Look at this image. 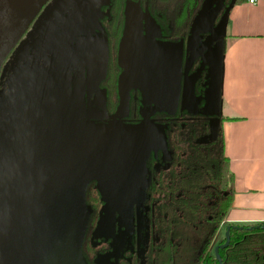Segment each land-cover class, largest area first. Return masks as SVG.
I'll return each mask as SVG.
<instances>
[{
    "label": "rangeland",
    "instance_id": "374dc122",
    "mask_svg": "<svg viewBox=\"0 0 264 264\" xmlns=\"http://www.w3.org/2000/svg\"><path fill=\"white\" fill-rule=\"evenodd\" d=\"M98 1L100 0H82L77 8L80 12L94 10L95 13H100L97 10ZM214 2L215 0H203L195 17L198 20L197 27L201 25V30L197 37L194 35L193 38L187 39L185 60L183 42L179 40L169 43L173 75L178 78L177 81H173L169 94L162 96L142 91L135 112L127 105L125 108L118 105L114 111H108L105 106V90L98 82L103 74L106 59V41L103 34L94 32L79 41L81 47L84 42H90L100 49V61L97 64L99 67L91 69L93 76L88 79L84 97V87L80 84L84 78V66L80 68L82 62L76 56V50H70L67 59L64 57V51H67L66 38L57 32L59 70L57 69V73L52 77L53 112L44 132L32 148L19 156L22 159L34 158L58 144L67 149L69 171L75 180L71 189L81 201V226L74 248L70 254L59 258L56 264H118L119 259H125L136 248L137 252H140L141 264L152 263L149 258L147 260V257L142 255L149 244L150 226L147 219L150 214L146 211L149 203L144 197L147 181L146 162L152 153L154 167L158 169L166 167L170 159V153L166 148L164 123L155 120L153 116L174 113L179 107L196 116L218 113L219 89L216 83L208 85V66L203 64L205 53L207 52L208 59L213 61V56L220 47L218 44L215 45L219 38L213 31L216 24L213 17ZM40 15L21 37L18 45L25 46L26 51L22 60H32V65L34 64L37 69L48 62V57L41 49L45 51L49 46L50 38L54 37L56 30V27L51 26L50 20L43 34ZM90 29L87 28L88 31ZM149 29L151 31V28ZM70 40L73 41L75 38L70 37ZM49 51L51 53V49ZM13 56L12 53L11 65L14 61ZM191 57H194L193 61L187 65ZM69 62L79 67V73L62 67L67 63L69 67ZM204 70L205 80L197 82ZM4 71L5 68L0 72V84ZM21 72L19 69L18 76ZM133 115L140 119L133 122L123 121L124 117ZM214 122V119L209 122L212 124L211 134L202 135L200 140H210L208 137L215 134ZM199 128L203 131L202 123ZM215 148L216 145L214 148L202 147L200 150L213 154ZM101 168H107L108 173L104 174ZM90 193L97 194L103 200L98 208L95 223L94 208L86 202ZM208 232L207 227L201 226L198 232L192 233L190 243L194 244L195 249L201 247ZM154 236L155 234L152 238ZM217 241L218 235L214 237L213 246L210 245L209 249L213 251ZM90 243L94 250L87 248L86 245ZM108 244L111 246L110 249L100 253L93 252ZM151 245L153 247L152 242Z\"/></svg>",
    "mask_w": 264,
    "mask_h": 264
},
{
    "label": "trees",
    "instance_id": "16d2710c",
    "mask_svg": "<svg viewBox=\"0 0 264 264\" xmlns=\"http://www.w3.org/2000/svg\"><path fill=\"white\" fill-rule=\"evenodd\" d=\"M128 1L109 0L102 7L108 6L105 12L113 14L117 20L123 16ZM139 1L141 9L149 13L158 25L160 40L183 42L185 60L186 42L203 0ZM106 33L112 38L108 31ZM109 72L108 102L114 106L118 103V100L113 98L114 69L110 68ZM205 78L206 70L197 82H203ZM153 117L164 123L166 148L170 159L166 167L158 169L154 167L152 153L146 162L147 181L144 197L149 203L146 211L150 214V217H147L150 226L149 244L142 255L156 264H218L219 259L220 264H264V220L247 224L230 223L227 228L228 243L217 248L219 259L215 251L209 249L220 223L233 203L234 175L229 168L228 157L224 154L222 126L223 121L230 118L220 113L196 116L181 107L174 113ZM139 119L133 115L124 117L123 121L133 122ZM211 119L219 121L216 137L202 141L199 138L209 134ZM201 123L203 131L199 128ZM215 145L213 154L200 150L202 147L214 148ZM86 202L94 208L95 223L98 208L103 200L97 194L90 193ZM201 226L207 227L209 232L201 247L195 249L190 240L192 233L198 232ZM224 242L225 236L219 244ZM86 246L94 250L91 243ZM110 248L109 244L103 245L93 252L100 253ZM139 254L136 248L125 259H119L118 264H141ZM163 260L165 262H162Z\"/></svg>",
    "mask_w": 264,
    "mask_h": 264
},
{
    "label": "water",
    "instance_id": "95a60500",
    "mask_svg": "<svg viewBox=\"0 0 264 264\" xmlns=\"http://www.w3.org/2000/svg\"><path fill=\"white\" fill-rule=\"evenodd\" d=\"M47 1L0 0V71ZM59 6V0H55L51 11ZM136 12L137 8L126 10L127 37L133 42L139 26L131 15ZM141 55L137 56L139 67H128L127 63L125 72L135 76L146 73L147 59ZM132 86L150 87L142 80ZM27 97L26 93L22 103L25 107ZM53 107L49 90L45 96L35 98L19 130L16 129L25 113L21 110L17 116L10 114L0 124V160L29 151L44 132ZM101 170L108 173L107 168ZM74 182L68 152L62 144L34 158L0 164V264H56L59 258L70 254L81 226L80 197L71 189ZM228 241L226 229L225 242L214 249L218 259L217 248Z\"/></svg>",
    "mask_w": 264,
    "mask_h": 264
},
{
    "label": "crops",
    "instance_id": "0c3cea01",
    "mask_svg": "<svg viewBox=\"0 0 264 264\" xmlns=\"http://www.w3.org/2000/svg\"><path fill=\"white\" fill-rule=\"evenodd\" d=\"M213 6L216 23L213 31L219 38L215 45L220 47L213 61L208 59L206 52L203 64L208 66V85L216 83L219 89L218 113L230 118L224 120L222 126L224 154L234 175L233 203L214 235H218V245L230 223L264 220V0H215ZM197 24L195 18L188 39L200 33L201 25L197 27ZM138 26L140 31L139 20ZM145 27L149 48L145 46L142 50L147 59V70L142 76L124 71L126 80L123 86L119 84L118 105L121 108L130 106L129 88L138 80L150 85L138 87L141 92L167 96L173 81L178 79L172 71L170 41L155 39L159 28L149 16ZM126 51L132 56V62L127 66H138V50L128 38L124 45V53ZM214 120L215 134L208 139H214L217 134L219 121ZM209 125L210 135L212 124Z\"/></svg>",
    "mask_w": 264,
    "mask_h": 264
},
{
    "label": "flooded vegetation",
    "instance_id": "af4514ba",
    "mask_svg": "<svg viewBox=\"0 0 264 264\" xmlns=\"http://www.w3.org/2000/svg\"><path fill=\"white\" fill-rule=\"evenodd\" d=\"M81 1L82 0H59L60 6L58 7V9L56 11H51L52 6L55 3V0H48L37 14V16L41 14L40 15L41 29L43 31V34H45V29L47 28V25L50 22V20H52L51 26L53 25L54 28L56 27L54 37L50 38L49 46H47L45 51L41 49L42 52H45L44 53L45 56L48 57L47 63H45L44 65L40 66L37 69L34 64L32 65V60L23 61L22 57L24 56L26 50L24 49L25 46L24 47L18 46L19 41L5 59L1 67V71L3 70V68H5V71L2 78L3 81L0 84V124L10 114L15 113L17 116L22 110V112H24L25 114L21 118L20 123L16 129L19 130L23 122L25 121L27 112L29 111L28 108L30 107L32 102H34L37 96L41 98L45 96L47 92L50 90L54 101L52 77H54L57 71L59 70L58 69L59 41H58L57 32L62 34L64 39L66 38L65 40L67 42V51H64V57L67 59L70 50L72 51L76 50L75 51L76 56L82 62V66L80 68L84 66L83 67L84 78L80 83L84 87V93H83L84 97L86 95V88L89 82L88 79L90 80V76H93L91 69H95L99 67V65L97 64L100 61V56H99L100 49L99 46H94L90 42L88 43L84 42L83 46L81 47L79 45V41L82 40L84 36H90L94 32L103 34L104 39L106 41V59L103 68L104 70L103 74L101 78L98 80V82L100 87L103 90H105V100L107 103L105 101L104 103L107 110L114 111L118 106L119 90H121L119 89V84L121 83V86H123L126 80L124 76L126 64L127 63L131 64L132 62L131 54L129 52L127 54V51L124 53V45L126 39L128 38L126 10L127 8L131 10L137 8L136 14L135 15L132 14L131 16L136 17L137 21L139 20L140 22V31L137 30V38H136L137 40L134 41L135 47L138 50L137 51L138 55L139 53L142 54L140 57H143L145 55V52H143L142 48H144L145 46L149 48V44H148L149 40L147 39L146 36L147 30L145 24H146V17L147 16L151 17V16L149 13L144 12L143 8L141 9L139 0H129L125 6V11L123 13V16L118 18L117 20L115 18L116 16H114L111 13L105 12L108 9V6L104 8L102 7L104 4H107L109 0H104L105 2H103V0L98 1L97 10L100 13L97 12L95 13L94 10L80 12L77 6ZM36 17L34 18V20L36 19ZM34 20L31 22L27 30L33 24ZM87 28L88 29L91 28L90 31H88ZM107 31H108V35H111L112 38H109L107 36L106 33ZM159 34L155 37L156 40H160L158 38ZM70 37H74L75 40L73 41L70 40ZM131 41L133 40L131 39ZM162 41H166V40H162ZM24 44L26 45L27 41H25ZM50 49H51V53L49 51ZM12 53L14 55L13 56L14 61L13 64L11 65ZM67 64L63 65L62 67L66 69L69 68L71 71H73V73H79V69H78L79 67L72 65L71 62H69V67L67 66ZM145 64H147V60ZM110 68L114 69V74H115V89H113L115 93L113 98L118 100V103L115 104L114 106L112 105L113 103L109 105L108 102V95H109L108 82L110 79V72H109ZM19 69H21L22 72L18 76ZM26 93L28 94V97L26 100V107H25L23 106L22 103ZM140 93H141V89H139L138 87L132 86L129 88V98H130L129 103L132 109H134V112L137 110V101L139 99ZM23 154L24 153L0 160V164L11 163L13 161L21 160L22 158H19V156Z\"/></svg>",
    "mask_w": 264,
    "mask_h": 264
},
{
    "label": "built area",
    "instance_id": "2783aa9c",
    "mask_svg": "<svg viewBox=\"0 0 264 264\" xmlns=\"http://www.w3.org/2000/svg\"><path fill=\"white\" fill-rule=\"evenodd\" d=\"M251 2H254L255 0H250Z\"/></svg>",
    "mask_w": 264,
    "mask_h": 264
}]
</instances>
